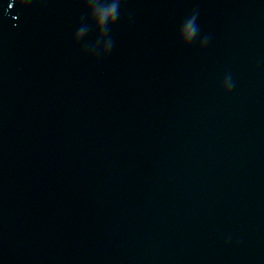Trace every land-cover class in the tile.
<instances>
[{
  "label": "water",
  "instance_id": "1",
  "mask_svg": "<svg viewBox=\"0 0 264 264\" xmlns=\"http://www.w3.org/2000/svg\"><path fill=\"white\" fill-rule=\"evenodd\" d=\"M55 0H0V264H21L38 104Z\"/></svg>",
  "mask_w": 264,
  "mask_h": 264
},
{
  "label": "clouds",
  "instance_id": "2",
  "mask_svg": "<svg viewBox=\"0 0 264 264\" xmlns=\"http://www.w3.org/2000/svg\"><path fill=\"white\" fill-rule=\"evenodd\" d=\"M24 2L26 3V0H24ZM116 13V7L113 6L111 8H109L104 14H103V18L107 19L109 16H113V18H115L114 14Z\"/></svg>",
  "mask_w": 264,
  "mask_h": 264
}]
</instances>
